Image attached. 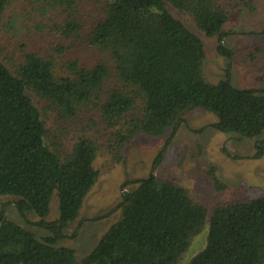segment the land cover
I'll return each instance as SVG.
<instances>
[{"label":"trees","instance_id":"1","mask_svg":"<svg viewBox=\"0 0 264 264\" xmlns=\"http://www.w3.org/2000/svg\"><path fill=\"white\" fill-rule=\"evenodd\" d=\"M247 5L0 0V198L16 199L17 212L36 214L49 233L39 239L0 214V264H180L205 228L206 245L189 264H264V196L223 204L209 217L185 188L153 172L131 183L119 218L87 256L57 246L101 176L138 137L173 135L197 109L213 114L220 132L263 134L264 94L235 87L229 71L218 84L208 82L203 42L168 11L217 37V53L230 63L235 54L224 29L230 10ZM255 51L252 61L264 59V46ZM55 198L58 214L48 221Z\"/></svg>","mask_w":264,"mask_h":264},{"label":"rangeland","instance_id":"2","mask_svg":"<svg viewBox=\"0 0 264 264\" xmlns=\"http://www.w3.org/2000/svg\"><path fill=\"white\" fill-rule=\"evenodd\" d=\"M247 2V6L230 10L224 29L223 42L235 54L230 63L217 53V37L203 34L179 11L171 7L168 11L203 42L206 53L203 71L208 82L218 84L229 71L235 87L264 94V59L257 55L252 61L249 55L255 54L258 46H264V0ZM17 5L24 10L21 2ZM30 35L40 40L39 32L33 31ZM42 45H45L43 41ZM215 122L213 114L197 109L185 117L173 135L169 131L161 138L141 136L127 145L121 163L101 176L88 195L79 219L65 231V238L57 246L73 250L79 260L87 256L119 218L117 207L123 194L136 188L131 183L148 177L151 172L185 188L194 201L208 209L209 217L223 204L263 197L264 151L258 156V144H264V132L258 138L242 139L239 135L216 130L212 127ZM72 130L74 128L70 132ZM160 153L161 161L153 170ZM105 160L107 158H102L100 163ZM215 177L220 185L216 184ZM126 183L130 184L124 188ZM15 201L12 197L0 198V214L29 229L39 239L48 237L49 233L37 226L38 216L34 213L21 216ZM57 214L55 198L48 221L55 220ZM206 240L207 228L195 238L180 264H189L192 257L204 249Z\"/></svg>","mask_w":264,"mask_h":264}]
</instances>
